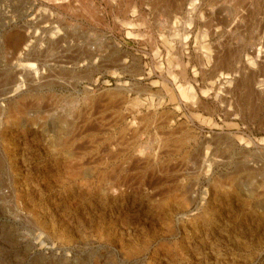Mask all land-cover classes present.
Returning <instances> with one entry per match:
<instances>
[{"label":"rangeland","instance_id":"1","mask_svg":"<svg viewBox=\"0 0 264 264\" xmlns=\"http://www.w3.org/2000/svg\"><path fill=\"white\" fill-rule=\"evenodd\" d=\"M225 2L0 0V264H264V0Z\"/></svg>","mask_w":264,"mask_h":264},{"label":"bare ground","instance_id":"2","mask_svg":"<svg viewBox=\"0 0 264 264\" xmlns=\"http://www.w3.org/2000/svg\"><path fill=\"white\" fill-rule=\"evenodd\" d=\"M163 1V0H162ZM225 1V0H224ZM227 1L228 0H226V2L225 3H227ZM230 1V0H229ZM237 2H239V4L240 3H244L245 2V0H236ZM230 3V2H229ZM153 4V3H152ZM251 4H252V2H251ZM179 5H181V4H179ZM215 5V4H214ZM224 5H226V4H224ZM236 5V4H235ZM235 5H234V7L233 8H235ZM247 5V4H246ZM198 6V5H197ZM252 6V5H251ZM179 7V6H178ZM232 7V6H231ZM250 6H248V8H249ZM252 8V7H251ZM179 9V8H178ZM188 9V8H187ZM231 9V8H230ZM241 8H239V10H240ZM246 9V8H245ZM180 10V9H179ZM192 10H195V7L194 8H192ZM200 10V9H199ZM237 10V9H236ZM199 12V11H198ZM197 12V13H198ZM228 12V11H227ZM231 12V11H230ZM251 12V11H250ZM237 13V12H236ZM187 14V13H186ZM229 14V13H228ZM240 14H242V13H240ZM231 15V14H230ZM235 15V14H234ZM234 15L232 16L233 18H234ZM240 16V15H239ZM242 16V15H241ZM208 17H210V18H212V19H214V20H217V21H220V22H222V21H225V23L226 22H229L230 21V16L228 17L227 15H226V13H225V10L223 9V8H219V9H214V10H212L211 9V11H209V13H208ZM238 17V16H237ZM250 17V16H249ZM240 18V17H239ZM203 20V19H202ZM239 20V19H238ZM233 21H234V19H233ZM232 21V22H233ZM244 21V20H243ZM237 22V23H236ZM236 22L233 24V26H231V27H233L234 28V32L233 33H235V32H237V31H239L241 28V24H239V22L236 20ZM242 23V22H241ZM245 23V22H244ZM204 24V23H203ZM229 24H231V22L229 23ZM205 25V24H204ZM217 25H218V23H217ZM244 25V24H243ZM243 27V26H242ZM232 29V28H231ZM228 31V30H227ZM210 32V31H209ZM172 33H174V32H172ZM232 33V34H233ZM231 35V34H230ZM239 35V34H238ZM232 36V35H231ZM230 38V37H229ZM263 38V37H262ZM221 39V38H220ZM228 41V40H227ZM230 42V41H229ZM29 45V44H28ZM32 45V44H31ZM230 45V44H229ZM30 47V46H29ZM28 47V48H29ZM30 49V48H29ZM24 53V52H23ZM253 53V52H252ZM256 54V53H255ZM259 57H261V54L259 53ZM219 67V66H218ZM15 83H17V82H15ZM35 83V82H34ZM33 83V84H34ZM38 84V83H37ZM12 85H13V83H12ZM11 84L9 85V90L7 89V91H11L10 90V86H12ZM15 85H18V84H15ZM30 85V84H29ZM40 85V84H39ZM21 86V85H20ZM14 87H16V86H14ZM18 87V86H17ZM17 87H16V89H17ZM31 87V86H30ZM12 88V87H11ZM33 88V87H32ZM13 89V88H12ZM18 90V89H17ZM16 90V91H17ZM20 90V89H19ZM10 93V92H9ZM20 100V99H19ZM21 101H22V98H21ZM20 101V102H21ZM17 102V104H15V105H13V108L11 109V116H13V117H10V118H13V120H14V118H16L17 116H18V114H19V112L21 111L22 112V110L21 109H23L22 108V104L19 102V101H16ZM19 102V103H18ZM23 103V102H22ZM27 110V109H26ZM20 112V113H21ZM27 113V112H26ZM22 114V113H21ZM20 114V115H21ZM24 115H25V113H24ZM18 118V117H17ZM19 119V118H18ZM63 130V129H62ZM65 133V132H64ZM63 138H64V136H63ZM59 140V139H58ZM62 140V139H61ZM67 142H69V141H67ZM60 145V144H59ZM61 146V145H60ZM64 146V145H63ZM69 146V145H68ZM72 146V145H71ZM61 150V149H60ZM65 151V150H64ZM69 158V157H68ZM70 160H71V158H70ZM73 160V159H72ZM78 162V161H77ZM77 165V164H76ZM67 167H71V166H67ZM73 167V166H72ZM73 170V169H72ZM76 170V169H75ZM79 170H81V169H78V171ZM77 171V170H76ZM77 171V172H78ZM72 172V171H71ZM70 173V172H69ZM79 173H81V172H79ZM79 173H74V171L72 172V177L74 176V175H78ZM105 179H106V177H105ZM105 179L103 178V180L105 181ZM139 249V248H138Z\"/></svg>","mask_w":264,"mask_h":264},{"label":"crops","instance_id":"3","mask_svg":"<svg viewBox=\"0 0 264 264\" xmlns=\"http://www.w3.org/2000/svg\"><path fill=\"white\" fill-rule=\"evenodd\" d=\"M160 0H152V3H158ZM164 1V0H163Z\"/></svg>","mask_w":264,"mask_h":264}]
</instances>
